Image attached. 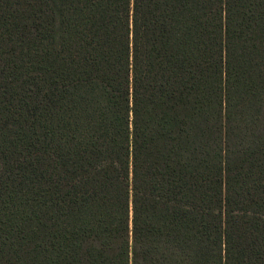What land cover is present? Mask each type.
I'll return each instance as SVG.
<instances>
[{"label":"trees","instance_id":"obj_1","mask_svg":"<svg viewBox=\"0 0 264 264\" xmlns=\"http://www.w3.org/2000/svg\"><path fill=\"white\" fill-rule=\"evenodd\" d=\"M0 264H264V0H0Z\"/></svg>","mask_w":264,"mask_h":264}]
</instances>
